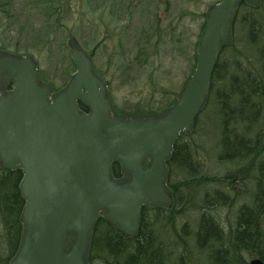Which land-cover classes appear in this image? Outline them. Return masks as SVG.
<instances>
[{
    "label": "water",
    "instance_id": "1",
    "mask_svg": "<svg viewBox=\"0 0 264 264\" xmlns=\"http://www.w3.org/2000/svg\"><path fill=\"white\" fill-rule=\"evenodd\" d=\"M243 1L220 0L209 10L195 71L176 104L161 115L114 116L107 86L95 74L91 57L76 45L70 47L76 72L57 94L40 84L31 58H0V88L5 80L14 84L7 96L0 95V165L22 168L20 191L26 201V232L10 264H89L100 212L107 211L110 222L132 236L145 206L171 205L166 161L208 101L220 48L231 40L229 25ZM115 162L127 179H113ZM249 264L264 261L253 258Z\"/></svg>",
    "mask_w": 264,
    "mask_h": 264
},
{
    "label": "trees",
    "instance_id": "2",
    "mask_svg": "<svg viewBox=\"0 0 264 264\" xmlns=\"http://www.w3.org/2000/svg\"><path fill=\"white\" fill-rule=\"evenodd\" d=\"M53 2L32 0L23 11L28 17L39 13L53 20L60 14V9L50 5ZM12 6L13 3L0 0L3 34H8L19 17L12 14ZM262 15L264 0L258 5L243 2L238 8L231 23V40L219 51L208 101L196 118L194 129L180 135L166 161L171 207H144L134 236L126 235L101 214L91 233L89 264H249L252 258L264 261V46H259L255 38H264ZM157 30L160 32L161 28ZM29 37L37 46H31L24 55L32 56L33 50L41 54L49 48L50 33L32 29ZM152 37L150 32L140 35L131 63L147 67L158 56L163 42L159 39L153 43ZM176 42L180 45L182 39ZM16 53L20 54L19 50ZM71 68L76 71L73 59ZM195 68L196 55L192 74ZM39 74L40 82L54 93L61 91L72 77L57 88L51 82L44 84ZM177 100L148 116L167 112ZM80 107L89 112L82 103ZM210 107L217 117L218 142L212 151L197 141L203 131L201 115ZM198 132L201 134L193 139ZM210 160L223 164L226 173L218 175L208 163ZM23 176L20 166L10 170L0 165V264H10L23 242ZM123 177L122 164L115 162L113 178ZM191 214L195 218H190ZM181 222L184 224L179 229L177 223Z\"/></svg>",
    "mask_w": 264,
    "mask_h": 264
},
{
    "label": "rangeland",
    "instance_id": "3",
    "mask_svg": "<svg viewBox=\"0 0 264 264\" xmlns=\"http://www.w3.org/2000/svg\"><path fill=\"white\" fill-rule=\"evenodd\" d=\"M7 1L13 3L12 14L19 17L8 34H3L0 28V58L30 57L38 64L44 79L42 82H51L59 88L74 74L70 47L76 45L91 57L95 74L107 86L113 115L131 119L158 113L178 98L192 75L194 55L197 63L198 45L209 10L220 0H54L50 5L60 9V14L53 20L39 13L28 17L23 10L32 0ZM245 1L254 3V0ZM159 23L162 27L175 26V34L158 37L163 43L149 66L134 65L131 60L137 53L139 46L136 47V43L140 35L155 31ZM32 29L50 33L49 48L41 54L33 50L30 52L32 56H27L23 53L37 46L30 41ZM239 34L237 37L241 42ZM5 36L6 41H3ZM179 38L182 39L180 45L176 42ZM255 38L259 46H264L263 37L255 35ZM152 41L154 43L155 39ZM238 47L242 50L240 43ZM16 49L20 54L16 55ZM249 49L253 51L252 47ZM5 82L0 88L1 95L6 94L2 90ZM216 119L213 108L206 109L201 115L202 134L198 132L192 136L197 139L200 135L197 141L211 151L218 142ZM150 163L145 168H149ZM208 163L218 175L226 173L223 164L211 160ZM127 178L126 174L123 179ZM102 214L107 215V211ZM192 216L195 218L194 214L190 218ZM183 224L177 223V227L181 229ZM74 242L72 237L67 251Z\"/></svg>",
    "mask_w": 264,
    "mask_h": 264
},
{
    "label": "flooded vegetation",
    "instance_id": "4",
    "mask_svg": "<svg viewBox=\"0 0 264 264\" xmlns=\"http://www.w3.org/2000/svg\"><path fill=\"white\" fill-rule=\"evenodd\" d=\"M115 5V4H114ZM159 26H158V28L160 27L161 28V31L160 32H158V28L155 30V31H153V32H150L151 34H153V39H155L157 42H158V37L160 36H163V35H167V36H169V35H174L175 34V26H172V25H167V26H163L162 27V25H160V23L158 24ZM171 26V27H170ZM158 34H161V35H158ZM113 35H116V32L115 33H113ZM157 36V37H156ZM156 37V38H155ZM156 42V43H157ZM11 88H12V83L10 82V83H8V82H5L4 83V87H3V91H4V93H6V94H8L9 92H10V90H11ZM157 206H162V205H157ZM150 207V206H149ZM162 207H168V206H165V205H163Z\"/></svg>",
    "mask_w": 264,
    "mask_h": 264
}]
</instances>
